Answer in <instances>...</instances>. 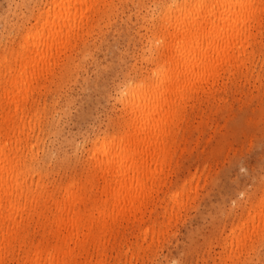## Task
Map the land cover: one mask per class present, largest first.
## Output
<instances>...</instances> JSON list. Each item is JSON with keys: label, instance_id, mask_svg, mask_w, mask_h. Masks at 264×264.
<instances>
[{"label": "bare ground", "instance_id": "obj_1", "mask_svg": "<svg viewBox=\"0 0 264 264\" xmlns=\"http://www.w3.org/2000/svg\"><path fill=\"white\" fill-rule=\"evenodd\" d=\"M112 1L45 0L34 23L22 29L20 43L0 52L5 57L0 60V264H130L141 251L146 253L165 226L166 220L151 217L152 206L165 180L161 174L173 160L187 103L210 97L236 74L250 78L255 55L262 50L264 0H154L143 32L149 67L122 84L117 129L91 139L84 171L49 185L47 174L32 165L38 154L31 139L36 130H44L45 116V106L39 109L35 96L56 76L60 59L86 41L93 22L111 11ZM70 66L68 62L67 70ZM182 191L168 193L169 208L161 205L167 221L183 204ZM254 205L237 226L239 232L226 238L230 259L238 260L264 221V207L251 213ZM124 228L137 231L141 242L126 243ZM123 245L122 254L118 249ZM116 248L110 262L109 253Z\"/></svg>", "mask_w": 264, "mask_h": 264}, {"label": "rangeland", "instance_id": "obj_2", "mask_svg": "<svg viewBox=\"0 0 264 264\" xmlns=\"http://www.w3.org/2000/svg\"><path fill=\"white\" fill-rule=\"evenodd\" d=\"M44 1L0 0V52L20 43L22 29L34 23L33 15ZM153 1H112L114 10L102 14L97 20L99 23L93 22L84 37L86 41H80L76 52L73 51L75 53H68L60 59L56 76L47 82L46 88L37 92L38 108L45 106L44 132L36 130L33 133V152L38 154L39 160L36 158L32 165L47 174V184L65 182L84 171L91 139L117 129L119 117L123 114L119 90L129 79L139 77L138 74L149 67L143 58L148 55L143 32L147 31V10ZM261 49L255 55L250 78L246 80L236 74L210 97L200 96L187 103V112L176 139L178 146H174L171 165L165 169L166 173L161 174L165 180L161 192L154 197L152 207L156 212L151 217L167 221L163 217L164 208L172 205L167 201L168 193L183 190V204L164 222L161 237L153 241L150 251H145L147 255L141 251L130 264H264V221L256 233L251 234L250 244L247 241L248 246L238 260H231L229 248H225V243L239 232L237 226L246 221L250 203L257 204L254 211L250 209L251 213L260 212L264 207V37ZM0 60L4 61L5 57ZM68 62L71 66L67 70ZM37 135H40L38 142L34 140ZM161 205L165 207L161 209ZM145 219L147 224V215ZM231 229L235 232L231 233ZM123 230L126 243L130 240L141 242L136 237L137 231ZM123 247L118 249L122 254L126 250L125 245ZM116 252L117 248L109 253L110 262ZM124 257L122 255V262Z\"/></svg>", "mask_w": 264, "mask_h": 264}]
</instances>
